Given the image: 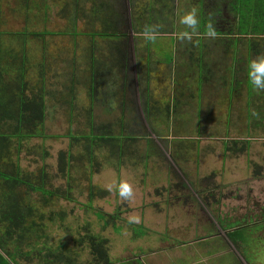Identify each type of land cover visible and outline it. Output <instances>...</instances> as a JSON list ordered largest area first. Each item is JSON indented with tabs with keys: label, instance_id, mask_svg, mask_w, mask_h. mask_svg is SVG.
<instances>
[{
	"label": "rangeland",
	"instance_id": "rangeland-1",
	"mask_svg": "<svg viewBox=\"0 0 264 264\" xmlns=\"http://www.w3.org/2000/svg\"><path fill=\"white\" fill-rule=\"evenodd\" d=\"M123 2L125 3L124 0ZM86 3L87 4L84 5L88 7V4L92 3V1ZM64 5L67 7V0H0V41H3L5 44L4 47H9L12 50L15 49L17 55L18 53L27 52L29 57L31 56V60H33L32 62L30 61V63L33 64L31 65L32 69L30 68L29 70L27 80L33 89L35 88L39 91L43 87H47L48 92L52 88H63L68 77L74 74V72H70V63L71 60H73L70 55L72 52L70 47L73 43L81 45L86 40H93L95 42H109L111 40L128 42L136 35V32L134 33L128 28L134 20L131 11H126L124 13L125 17L123 23L120 25L117 24L116 26L113 24L111 31L104 30L103 26L98 24H95V28L92 30L80 31L84 29L83 27H86L85 21L87 18H85L84 14H79L78 17L75 16L74 13L67 17L66 13L62 14L61 11ZM164 23L166 26L168 25V22H162L163 25ZM71 24L72 26L73 24H78L80 30L74 29L70 26ZM158 24H161V22H152L149 28L150 31L155 29V41L145 40L143 38L145 43L149 45L147 53L145 49H142L146 57L147 54H150V59L147 58V62L150 65L149 69L152 70L153 66H156L159 62L167 64L168 66L176 65L177 63L181 65L180 56L178 55L177 58L173 47H176L177 44L190 42L187 40H180L178 38V29L174 28L172 24L162 29L163 31L161 32H168L166 35L158 34L161 33L156 30L159 27ZM87 28L89 27H86V29ZM25 29L27 31L23 35V37H25V42L23 44L19 42L15 43V41L12 43L11 40H8L13 39L11 38L12 36L24 32ZM119 30L124 31L121 33ZM123 37L125 39H123ZM258 37L261 41L264 40V36ZM27 39L28 43L26 42ZM223 40L229 41L231 44V47H226L228 48L227 51L231 52L234 50L235 52H239V57L227 60L230 58L229 55L228 58L226 54L222 57L219 56V53L222 51L226 52V49L217 48L214 42ZM253 40L257 39L254 38ZM191 43L198 44L201 47L214 46V48H202L203 50L200 51L201 54L198 55L200 59H203L205 56H209L206 55L208 53L215 54V57H213L211 61H207L206 59V65L210 67L206 70V73L202 75L217 73V69L219 68L224 69L228 76L239 71L245 75L246 79L243 78L242 81H239L238 77L231 76V79L237 78L238 80H229V86L230 88L233 86V89H235L236 86H239L240 89L244 87L251 93L256 91L255 99H258L259 102L261 100L262 104L259 105L257 109L260 110V112H253L252 117L258 118V116H263L264 90H254L249 85L248 64L252 59L264 55V46L260 49V52L251 54V51L248 49L250 45L247 41L241 43L239 40L233 39L230 36L210 39L207 38L205 34H193ZM43 46L45 50L42 51ZM232 47L235 48L232 49ZM237 47L238 49H236ZM139 53L142 54L141 50ZM6 57H10L11 59H8V62H4L3 69H7V74L13 78L18 71L14 67L16 64H14L12 60L15 55L9 52V54H6ZM119 59H121V57ZM187 64L189 67V62ZM39 65H41L42 68L39 67ZM73 65H76L74 61ZM185 65L186 63L184 66ZM191 65L193 66L192 70H194L195 66H202L203 62L195 61L191 63ZM33 66H35V68ZM130 69L132 70V65ZM171 69L173 73H177L174 68ZM41 70H44L45 73ZM196 74L198 75L199 73L197 72ZM107 76L111 78L113 74L109 72ZM103 79L104 77H101V80ZM197 80L199 79H190L188 82L196 84ZM188 84L186 85L189 89L191 88V84L190 86ZM137 89H141V84L134 85L135 94ZM251 93L249 94L253 97ZM54 99L58 102H62V98ZM9 100L10 95L8 90L2 88L0 92L1 103L5 105L9 103ZM169 107L170 106H163L162 108H158L156 106L155 111L157 112V110H159L163 115H168L170 112L172 113V109ZM150 109L151 106L149 105L148 111H143L145 118L152 114ZM6 110L12 111L9 109ZM190 113L192 116V112ZM152 119L151 116L148 118L149 123L146 122L148 128L143 129L142 134L135 136L131 130H128L123 125L120 129V135L129 151H131L129 147L131 146L130 139L135 137V139L145 138L146 141H150L153 145L157 144L162 151L160 154H164V159H159L160 163H156V166H159V168L165 167L167 176H171L172 178L159 184V190L162 191V195H158V197L161 201L168 204L164 206L159 200L157 202H160V204L155 205L152 197H145L147 204L155 205L156 208L143 207L141 209H121L122 207H128V205L124 200L121 205L119 202L112 201V199L115 198L113 193H98L91 198L89 181L88 177H86L88 170H90L89 151L81 149L77 143L73 146L70 137L71 135L77 136L80 133L83 134L88 130L81 128V126L76 123L73 124L75 128L69 129L70 126L67 123L66 113L64 111L62 112L60 108L54 113H49L45 129H43L44 133H36V136L24 139L20 144L19 153L16 150V145L9 144L8 151L11 153L12 149L10 151V148L12 146L14 149L12 152L15 151V153H17V159L19 158V165L21 166L23 174L28 176L30 181H33L32 183L35 187L43 185V182H41L42 179L40 178L42 174L41 170L43 168H45V171L47 170L48 177L45 180L44 186L48 190L65 188L68 186L67 178L64 172H61L62 168L60 167V162L61 156L63 155L66 160H70V155L73 156L71 158L73 159L72 175L69 176L72 185V200L69 201L55 196L53 197V201H49L46 205L41 201L40 193H34V199L32 198L35 202L43 205L41 207H34L36 210L35 213L45 215L43 218L34 217V221L39 224V233L44 235V239L38 240L41 246L42 244H47L45 246L49 251L47 253L54 257L58 253H61L63 256H71L76 264H90L91 255L88 245H77V239L87 233L88 228L91 233L101 235L109 240L110 256L115 262L132 257L135 261L139 259L143 264H264V239H256L257 237H263V235L259 232L257 233V231L254 235H251V233H253L251 230H257L261 227V225L255 224L261 219L256 220L252 218L249 220L243 219L233 221L234 224H241V229L242 227L245 228L243 231L239 229V227L235 228V230L237 229L235 235L236 240H233L228 236L231 229L226 230V228L221 226V224L229 222V219L223 218L220 220L217 218L219 215H222V212L225 215L232 214L237 217L244 212L251 214L259 213L260 207H264V179L255 178L258 180H254L249 177V179H246L247 173L250 170L253 169L255 172V163L262 166L264 172V118L262 117L257 121V123H255L256 125L243 123L239 128L230 129V131L226 130L229 127H224V129L219 127V130H205L206 128L203 127H187L191 129L171 128L168 136L162 132L166 129H157L154 119ZM6 125L8 128H11L12 123L6 122ZM1 130L7 134L9 133L3 126ZM26 130L27 129H24V132H26ZM127 130L128 132H126ZM98 131L99 134L110 133L108 130ZM214 132L216 134L220 132L222 135L227 134V140L215 145L211 153H209L210 146L207 147V152L210 156L206 157L209 158L208 162L203 160L206 162L204 164L208 165L210 160H214L216 164H219L222 163L223 160L226 167L216 173L217 176H220V179L218 177L217 179L223 181L221 185L218 186L214 184L216 181L212 178L213 191H211V194L214 193V195L212 198H208L206 192L209 191V187L205 189V192L202 190L203 186L201 184L190 182V180L192 181V176L189 170H186L187 172L184 171L183 169H186L184 166V168H177L178 163L174 162L173 159L175 158L174 154H176L180 160L183 155V160L185 157L192 160L193 157L197 156L195 144L211 141L215 137ZM95 133L97 132L95 131L91 135L85 134L82 138L94 140L97 137H104L105 135L97 136ZM112 133L118 132L113 130ZM21 134H23V132ZM44 134L46 135L45 137ZM19 137L20 135L17 137L12 136L8 141L9 143L15 142ZM4 138V134L0 135V144H3ZM236 140H239L236 145L237 147H241L244 142H247L248 150L236 154L232 149V146H234L233 143ZM161 142L162 145L160 144ZM134 145L137 148L136 153L142 151L146 147L142 140L135 142ZM166 145L167 147L169 145L168 148L174 153L170 152L169 149L167 150ZM162 147H166L165 149L168 151L167 155ZM198 148L199 146L197 147V151ZM84 151L86 155L82 156L81 152L85 154ZM102 153L109 155V151L106 152L101 150L98 152L96 150L91 156L98 159L99 162H103ZM201 157H205V153H201L200 158ZM136 158H138V160L135 161V163L139 162V164H142L141 159L144 157L136 156ZM175 159L177 160V158ZM145 161L146 164L151 162L150 154L147 155ZM106 164H108V162ZM249 164L252 166V169H249L251 168ZM80 165L81 167H79ZM77 172L79 174H77ZM161 173L165 174V172ZM230 174L233 176H230ZM97 180L98 179H96V181ZM179 182H182L184 186ZM177 183L181 185V192H179V194L182 195L183 191H187V193L185 192L180 196L176 192V187L180 186ZM186 195L190 196L189 200L193 201L192 204L195 205V208L193 211L182 213V209H175L172 203L178 201L180 198L184 199L183 196ZM179 196L180 198H177ZM204 202H214V204H218V207H215V205L213 208H209V213H207L206 210L202 212L201 208ZM131 204L133 206L137 205L135 201ZM86 206L90 209H87ZM241 206H244V208H239ZM99 211L106 214L107 219L109 215H117V212H122L123 214L120 215L122 216L121 219L117 221L113 220L112 223L105 227L106 220L99 216ZM130 215H138L140 217V223L129 224L127 220ZM196 215L197 218L201 217V222L198 224L199 229L197 225H194L195 222L192 223L196 221L197 218L194 217ZM52 217L54 220H51ZM192 218H195V220ZM179 220L182 224L176 222ZM138 225H142L144 228ZM35 231L37 232L36 229ZM26 247L28 249L37 247L36 240H33V238L28 240ZM38 250L42 251V249ZM3 257L4 261L1 264H9V261L11 262L13 259L12 256L8 255ZM35 261H37V258H33L31 264ZM49 261L51 262L53 259ZM22 264H26V262L23 261Z\"/></svg>",
	"mask_w": 264,
	"mask_h": 264
},
{
	"label": "crops",
	"instance_id": "crops-1",
	"mask_svg": "<svg viewBox=\"0 0 264 264\" xmlns=\"http://www.w3.org/2000/svg\"><path fill=\"white\" fill-rule=\"evenodd\" d=\"M70 48L72 50L70 55L73 59L70 63V72H74V74L79 77L77 88L75 90L58 97H56L51 90L44 93L41 92V89L39 91L38 89H33L32 87L31 90H20L16 95H11L9 93V103L4 105L0 101V113L4 112L5 114L6 112H9L6 109L21 112L23 111V103H27L35 96L41 95L44 110L42 128L45 129L49 113L58 111V108L62 109V112L64 111L66 113L67 123L70 126L69 129L75 128L73 124L76 123L77 125H80L81 128L88 130L83 134L80 133L77 136L71 135L70 137L72 139L73 146L77 143L81 149L89 151L90 170H88L86 177H88L91 192H95V195L98 193H113L115 198L112 199V201L114 200L117 203L119 202L121 205L123 200L118 196L116 189L114 188L112 191H107L104 186L110 182L112 178H115L118 182L122 174L124 176L131 177L134 184L135 195L131 201H125L128 207H122L121 209H141L143 207L156 208L155 205L160 204V202H157L160 200L158 195H162L160 193L162 191L159 190V184L169 178H172L171 176H167V170L165 167L159 168V166H156V163H160L159 159H164V154H160L162 153L161 148L155 143V145H153L150 141H146L145 138L135 139V137H133L130 139L131 146L129 147L131 151L127 150V146L123 143L122 136L120 135L121 126L124 125L128 130H131L135 136H138L139 134H142L143 129L148 128L146 122L149 123L148 118L151 116L154 119L156 128L159 130L166 129L162 132L168 136L171 128L191 129L187 127H203L206 128L205 130H219V127H222V129H224V127H229L226 130L230 131V129L239 128L243 123L256 125L255 123H257V121H259L262 117L264 118V115L258 116V118L252 117L253 112H260V110L257 109L259 108V105L262 104L261 100L259 102L258 99H255L256 91L251 93L244 87H241L240 89L239 86H236L235 89H233L234 87L232 85V88H230L229 83L232 79H239V81H242L243 78L246 79L245 75L240 73V71L235 74L232 73L228 76L224 69L219 68L217 69V73L202 75L206 73L207 69H209V65L207 66L208 68L203 67V65L195 66L194 70H192L193 66L191 63L200 61L198 55L201 54L200 51L203 50L202 48H214V46L201 47L198 44L192 43L177 44L176 47L173 48L177 58L178 55L180 56L181 65L176 64L168 66L167 64L159 62L156 66H153L152 70L149 69L150 65L147 62V57L145 56L144 51L142 50L145 49L146 53L149 50V45L145 42L134 44L132 42L119 43L112 40L109 42L86 40L81 45L73 43ZM217 48H221L223 50L226 49V52H220L219 56L222 57L226 54V57L228 58L229 55L230 58L227 60L239 57V52H235L234 50L229 52L226 47ZM234 48L235 47H232V49ZM236 49H238V47ZM140 50L142 54L139 53ZM206 55H209L204 57L207 61H211L213 57H215L214 53H208ZM120 57L121 59H119ZM73 61L76 64L75 66L73 65ZM188 62L189 67L187 64ZM185 63L186 65L184 66ZM131 65L132 70L130 69ZM176 67L178 70L176 71L177 73H172V75L168 77L167 71L171 68L176 70ZM29 70L30 68L26 67L22 71L21 80L19 82L22 86H25L27 83L29 84L27 80ZM109 72L113 74V77L109 78L107 76ZM197 72L199 73L198 75L196 74ZM231 76L238 77V79H231ZM101 77H104V79L101 80ZM11 79L13 78L7 74V69L0 71V88H5L4 85L9 88L6 81H11ZM190 79L199 80L196 81V84H193V82H188ZM135 83L136 85H144L146 88L144 90L142 87L141 89H137L135 94ZM151 83L153 84L152 88L154 91L150 94V92H148V87ZM169 83L177 86L178 89L175 91L167 90L166 86ZM186 84L189 86L191 84V88L188 89ZM249 93H251L253 97ZM54 98H62V102H58ZM149 105L151 106L150 111L152 114L145 118L143 111H148ZM156 106L158 108L170 106L169 108L172 109V113L170 112L168 115H163L159 110L156 112ZM190 112H192V116ZM6 122L11 121H5L4 119L2 121L0 120V129L2 126L7 129ZM32 123L33 125L37 124V119L32 118L29 123H26L27 126L23 128V134H20V137L17 138L15 142L11 143H9V139L6 138L7 133L0 130V135L4 134L5 137L2 142L3 144H0V225L3 230L5 228V212L10 210L11 206L12 208H16L17 205L18 209H21L23 206L31 208L43 206L33 200L34 193H40L42 195L43 189L40 186L39 187L41 189L39 190L37 186V188H35L32 183L33 181H30L28 176L20 171L21 166L19 165V158L17 159V153H15V151L12 152L14 150L12 146L10 148V151L12 149L11 153L8 151L9 144L16 145V150L19 153L20 144L24 141V139L36 136V133L28 131V128L33 126ZM24 129H27L26 132H24ZM92 130H95L97 133L99 132L98 130H108L110 133H98L99 135L95 133L97 136L105 135L104 137H97L94 140L82 138L85 134L91 135L94 133ZM113 130H116L118 133H112ZM128 130L126 132H128ZM222 131L225 132L224 130ZM218 133L219 134L215 133L214 139L209 142L205 141L204 143L195 144L197 156L193 157L192 160L186 157L183 160L184 155L180 160L176 154H174V157L179 160L177 161L175 158L173 159L174 162L178 163L177 168H182L184 166L186 167V169H183L184 171L189 170L192 176V181L190 180V182L199 185L201 184L203 186V191L209 187V191H205L208 198H212L214 195V193L211 194V191H213L212 178L216 181L214 184H217L218 186L221 185L223 181L217 179V177L220 179V176H217L216 173L226 167L223 160L222 163L219 164H216L214 160H210L208 165L204 164L208 162L209 158L206 157L210 156L209 153L213 152L214 146L227 140V134H225L227 132L224 133L225 135L220 134V132ZM45 136L46 135L44 134V137ZM139 140H142L146 147L142 151L136 153L137 148L134 143ZM161 141L165 143L163 140ZM162 142L160 143L161 145ZM238 142L239 140H236L233 143L234 146H232V149L236 152V154L239 152L243 153L248 150L246 147V149L242 151L243 146H247V142H244L241 147H237L236 145ZM198 146L199 148L197 151ZM208 146H210L209 153L207 152ZM168 147L167 150L169 149ZM162 148L167 155L168 151H166L164 147ZM96 150L98 152L101 150L106 152L109 151V155L102 153L103 162H99L98 159L91 156ZM170 152L173 151L170 150ZM84 153L85 154L81 152V155L85 156L86 152L84 151ZM201 153H205V157L200 158ZM149 154L151 162L146 164L145 158H147V155ZM136 156L144 157L141 159L142 164H139V162L135 163V161L138 160ZM72 157L73 156L70 155V160H67V166H64L61 170V172H64L67 181L70 179L69 176L72 175ZM107 162L108 164H106ZM79 167H81V165ZM250 167L251 168L249 169H252L251 165ZM109 170H111L110 174ZM41 171V182L45 183V180L48 177V172H46L47 170L45 171V168ZM161 172H165V174H162ZM77 174L79 173L77 172ZM230 176L233 175L230 174ZM248 177L258 180L255 179L256 177L253 169L247 173L246 179H249ZM25 178H28L29 181H25ZM258 178L264 179V172ZM16 179H18V182H16ZM96 179L98 180L96 181ZM179 183L177 184H182V182L180 184ZM176 192L178 194L181 192V185L176 187ZM149 196L154 199L155 205L147 204L145 197L148 198ZM134 201L137 203L135 206L131 204ZM42 202L46 204L44 200ZM161 203L164 206L167 204L163 201H161ZM172 204H174L175 209H182V213L193 211L195 208L194 204L184 202L180 199ZM214 206L218 207V204H214V202H204L202 203V212L206 210L207 213H209V208H213ZM239 208H244V206ZM254 214L244 212L240 216L236 217L232 214L225 215L222 212V215L219 216L222 219H231V221L243 219L249 220L252 219V217L256 220L257 218H261L258 217L259 213H256V216ZM197 215L194 217L197 218ZM170 218L173 219L172 217ZM195 218L192 219L195 220ZM199 218L201 220V217H198L196 221H193L192 223L195 222L194 225L200 224L199 222L201 221L198 220ZM31 219L32 218H28L26 221L30 222ZM32 220L34 221V219ZM176 222L182 224L180 220ZM2 231H0V241L3 246H0V255L2 257L6 255L10 256V251L6 248L7 245H4L3 242L5 239ZM12 242H15V240L10 241L9 243ZM10 263L13 264L12 261H9V264Z\"/></svg>",
	"mask_w": 264,
	"mask_h": 264
},
{
	"label": "flooded vegetation",
	"instance_id": "flooded-vegetation-1",
	"mask_svg": "<svg viewBox=\"0 0 264 264\" xmlns=\"http://www.w3.org/2000/svg\"><path fill=\"white\" fill-rule=\"evenodd\" d=\"M91 1L92 3L88 4V7L84 5V4H87L86 2L89 3ZM124 1L125 3L123 2V0H67V7L64 5L65 8L63 6L61 11H62V14L66 13L67 17H69L70 14L72 13H74L75 16H78V17H79V14H84L85 18H87L85 21L86 22L85 26L89 28L86 29V27H83L84 29L80 30L78 24H75V25L73 24V26L72 24L70 25L74 29H79L80 31L92 30L95 28V24L102 25L104 30L111 31L113 24H115L116 26L117 24L120 25L121 23H123L124 17H125L124 13L126 11H131L132 17L134 18V20L132 21V24H130V27L128 28H130L132 32L134 33L136 32L135 33L136 35L132 37L131 40L128 42L138 44L140 42H145L143 40L144 31L145 29L149 30L152 22L154 23L159 22V21L161 22V24H158L159 27L156 29L157 31H160V32L163 31L162 29L164 27H167L170 24H172L174 28L178 29L177 32L180 33L184 31L185 30L184 26H182L179 23L180 15L184 11L190 9L195 4L200 10L201 27L194 34H198V35L205 34V30H206L205 26L207 22L209 21V19L211 18V20L215 24L217 35H220L216 37L223 38V37L230 36L233 39L239 40L241 43H244L246 41V37L239 33L240 32V12H239V1L240 0H124ZM162 22H168V25L166 26L165 23L163 25ZM26 31L27 30L25 29L24 32L21 31L22 33H18L15 36L11 37L13 39H8V40L9 41L11 40L12 43L13 41H15V43L19 42L20 44H23L25 42V37H23V35L26 33ZM119 31H121L122 33V31L124 30H119ZM167 33L168 32H161L158 34L166 35ZM123 39L125 38L123 37ZM258 39L259 40H251L247 42L249 44H256L258 48L261 49L264 46V40L261 41L260 38ZM26 42L28 43V39L26 40ZM118 42L123 43V41H118ZM194 42H197V41H194ZM214 44L217 47H231L230 42L224 41V40L216 41L214 42ZM4 46L5 44L3 43V41H0V58H1L0 59V71H2L3 69L4 62H8V59H11L10 57H6V54H9V52L15 55L14 59L12 60L14 61V64H16V66L14 67L18 70L15 73L16 79L15 77H13L11 81L9 80L6 81V84L9 86V88H7L5 85L4 87L8 90V92L11 95H16L20 90H25V89L31 90L32 88L30 86V83L29 84L27 83L25 86H22L19 82L21 80L23 69L26 67L31 68V65L33 63H30V61L32 62L33 59L31 60V56L29 57L27 52L18 53L17 55L15 49L12 50L9 47H4ZM43 50H45L44 46L42 47V51ZM147 58L150 59V54H147ZM200 62H203V67H207L206 59L204 58L200 59ZM33 67L35 68V66ZM39 67H41V65H39ZM41 71L45 73L44 70H41ZM176 71H178L177 67H176ZM172 73H173L172 69L168 70L167 76L168 77L171 76ZM78 80H79V77H77L76 74H73L71 77H68V80L65 83L63 88L62 87L55 88V89L52 88L51 92L56 97L60 95H65V93L67 94L68 92L73 91L77 88ZM141 87L143 90L146 88L144 85H141ZM152 87H153V84L151 83L150 86L148 87V92H150V94L153 93L154 91ZM166 88L167 90H171V91H175L178 89L177 86H174L171 83L167 84ZM41 90H42L41 92L45 93L47 91V87H44ZM28 131L34 132V133L36 132V130H32L29 128H28ZM92 132H95V130H92ZM61 166L62 164L60 165V167ZM20 171L22 172V169H20ZM25 181H29L28 178H25ZM68 183H69L68 186L65 188L54 189L55 192L57 193L56 197L69 200V201L72 200V197H73L71 194L72 185L70 183V179ZM185 192L187 193V191ZM185 192L183 191L182 195ZM92 195L94 196L95 192L90 191L91 198L93 197ZM180 196L177 198H180ZM53 197H55V195L52 196L50 201H53ZM189 197H190L189 195H186V196H183L184 199L182 198L180 199L184 202H188L192 204L193 201L189 200ZM40 198H41V201H43V195H41ZM86 208L90 209L87 206ZM21 210H24L25 214L27 215L26 219L28 218L34 219V217L35 218L45 217L44 214H41V213L36 214L35 213L36 210L34 207L31 208V207L23 206L21 207ZM263 212H264V207L261 206L259 213L263 214ZM117 213H118L117 215L116 214L109 215L108 219L105 218V220L107 221V222L105 221V227L109 225L110 223H112L113 220L117 221L118 219L122 218V216H120L122 215V212H117ZM105 217H107L106 214H105ZM32 219L30 220V222H27V221L25 222V224L27 225H29V223L35 224L33 229L27 232L28 236L27 234H24L23 231H21L22 229L20 225L15 229L13 228L10 229L12 233L8 235L6 234V230H5L6 228H4L5 231H2L3 237L5 239L4 242L8 240V244L6 248L10 251V254L14 256L15 264H22L23 261L26 262V264H31L33 258H37V261L33 262L32 264H47L48 262L47 261L45 262V260L51 258V255L47 253L49 251L45 247L47 244L45 245L42 244L41 246V243L39 242L40 240L44 239V235L43 237H40L41 234L39 233V229H40L38 227L39 224H37V222L33 221ZM52 219L54 220L53 217ZM198 220L200 221V218ZM4 221H5V224H4L5 226L9 224V222H7L5 218H4ZM261 221L262 220H260L258 223L261 225V227L258 228L256 231L257 233L259 232L261 235H263L262 239H264V222H261ZM138 226H142V225H138ZM197 228H198V224H197ZM35 229L37 230V232L35 231ZM87 232L91 233L90 230H88V228H87ZM32 238L33 240L34 239L36 240L37 247H35L34 249L33 248L28 249L26 247L27 242L28 240H31ZM12 240H15V242L9 243ZM85 245L86 243L82 244V246H85ZM108 248H109V256H110L111 252H110L109 243H108ZM38 249L40 250L42 249V251H39ZM89 251L91 252L90 248H89ZM112 262H113L112 264H143L142 261H139V259L135 261L132 257H128L125 260L116 261V262L112 260ZM52 264H65V263L57 262V263H52Z\"/></svg>",
	"mask_w": 264,
	"mask_h": 264
},
{
	"label": "trees",
	"instance_id": "trees-1",
	"mask_svg": "<svg viewBox=\"0 0 264 264\" xmlns=\"http://www.w3.org/2000/svg\"><path fill=\"white\" fill-rule=\"evenodd\" d=\"M239 12H240V34L244 35L246 37V41H251L254 38L259 40L258 36H264V0H240L239 1ZM253 38V39H252ZM249 44V43H248ZM249 50L251 51V54L254 52H260V48L256 44H249ZM32 118H36L38 123L30 127L29 129L36 130L35 133H41L43 132L44 128H42L43 121H44V110H43V99L41 95L35 96L33 99H30L29 102L23 103V111L21 112H16V111H9L4 114V112L0 113V120L2 121L3 119L5 121H11L12 126L11 128L8 129L9 133L6 135V138H10L12 136H19L21 132L23 131V128L27 126L26 123H29ZM6 126V125H5ZM102 139V138H101ZM246 145L243 146L242 151L246 149ZM62 164V169L64 166H67V160L65 159V156H61V162L60 165ZM254 165V164H253ZM255 177L258 178L260 175L263 173L262 166L259 164H255ZM16 182H18V179H16ZM43 191V200L46 202V204L49 203L50 199L52 196H56L57 193L55 190L51 191L45 188L44 183L42 186H40ZM38 187V189H41ZM93 196V195H92ZM219 203V202H218ZM100 214L99 216L102 217V219H105V214L103 212H98ZM256 216V213L254 214ZM253 215V216H254ZM26 217L27 215L25 214L24 210L18 209L17 205L16 208H12L10 210H7L5 212V220L9 222L6 226H4L6 229V234H11L12 231L10 229H15L19 225L21 226V231H23L24 234H27L29 230H32L35 224L29 223V225L25 224L26 222ZM257 220H262L261 222H264V212L263 214L258 215ZM21 218V219H20ZM220 220L222 219L220 216H218ZM253 218V217H252ZM51 220H53L51 218ZM107 222V221H106ZM220 223V222H219ZM259 222L257 221L255 224H258ZM221 224V223H220ZM222 227L226 228V230H230L228 233L229 238L236 240V230L235 228L241 226V224H234L231 219L229 222H225L224 224H221ZM144 228V227H143ZM245 228L242 227V231ZM1 225H0V231H2ZM3 230V231H5ZM251 235H254L256 230H251ZM145 233V230H144ZM143 233V234H144ZM28 236V234H27ZM40 237H43L41 235ZM262 237H257L256 239H261ZM254 239V238H253ZM252 240V239H251ZM4 242V241H3ZM86 243L88 247L91 249V261L90 264H112V260L109 256V248H108V243L109 240L101 235H96L94 233H89L87 232L85 235L80 236L77 239V245L81 246L82 244ZM8 244V240L4 242V245ZM2 245V242L0 241V246ZM3 246V245H2ZM10 254V253H9ZM51 255V254H50ZM12 256V254H10ZM12 263L15 264V259L14 256H12ZM53 261L50 263H57V262H62L65 264H76L73 260V258L70 256H63L61 253H58L55 255H51V258ZM50 259H46L45 262L47 261L49 263ZM4 257L0 255V262L3 263Z\"/></svg>",
	"mask_w": 264,
	"mask_h": 264
},
{
	"label": "clouds",
	"instance_id": "clouds-1",
	"mask_svg": "<svg viewBox=\"0 0 264 264\" xmlns=\"http://www.w3.org/2000/svg\"><path fill=\"white\" fill-rule=\"evenodd\" d=\"M179 23L184 26L185 30L179 33L178 38L180 40H187L191 42L193 40V34L196 33L201 27L200 10L194 4L190 9L184 11L180 15ZM205 36L210 39H215L217 31L214 22L209 19L205 26ZM190 30V31H189ZM144 39L155 41V29L144 31ZM248 80L249 85L254 90H264V55H260L252 59L248 64ZM109 170V174H110ZM107 191L116 189L118 196L124 201H131L135 195L134 184L130 176H124L117 182L115 178H112L110 182L104 186ZM127 222L129 224L140 223V217L138 215H130Z\"/></svg>",
	"mask_w": 264,
	"mask_h": 264
}]
</instances>
